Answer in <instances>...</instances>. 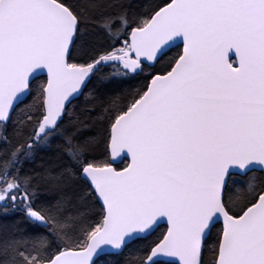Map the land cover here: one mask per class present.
I'll return each instance as SVG.
<instances>
[{
    "label": "snow or ice",
    "instance_id": "6c2138e0",
    "mask_svg": "<svg viewBox=\"0 0 264 264\" xmlns=\"http://www.w3.org/2000/svg\"><path fill=\"white\" fill-rule=\"evenodd\" d=\"M0 264H264V0H0Z\"/></svg>",
    "mask_w": 264,
    "mask_h": 264
}]
</instances>
